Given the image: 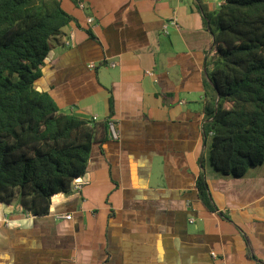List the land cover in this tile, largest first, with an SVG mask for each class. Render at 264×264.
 <instances>
[{"label": "crops", "instance_id": "1", "mask_svg": "<svg viewBox=\"0 0 264 264\" xmlns=\"http://www.w3.org/2000/svg\"><path fill=\"white\" fill-rule=\"evenodd\" d=\"M60 1L73 20L34 86L86 119L107 117L112 97L110 137L92 145L81 190L55 194L48 214L0 204V264H264L252 257L264 248V174L220 176L207 162L212 37L202 9L194 0ZM221 1L202 0L209 10ZM201 172L226 218L198 198Z\"/></svg>", "mask_w": 264, "mask_h": 264}, {"label": "trees", "instance_id": "2", "mask_svg": "<svg viewBox=\"0 0 264 264\" xmlns=\"http://www.w3.org/2000/svg\"><path fill=\"white\" fill-rule=\"evenodd\" d=\"M194 4L212 37L201 123L207 162L220 176L240 178L264 162V0H222L215 10ZM72 20L60 0H0V204L17 199L35 216L71 191L92 145L110 137L112 97L107 117L86 119L34 86L52 40ZM195 187L206 209L226 218L203 172ZM252 255L264 261V248Z\"/></svg>", "mask_w": 264, "mask_h": 264}, {"label": "built area", "instance_id": "3", "mask_svg": "<svg viewBox=\"0 0 264 264\" xmlns=\"http://www.w3.org/2000/svg\"><path fill=\"white\" fill-rule=\"evenodd\" d=\"M84 184V182L81 180L80 177L75 178L72 183H71V191H80L82 188V185ZM65 218H70L69 214L64 215ZM211 257L215 260L219 259V256L215 253V252H211ZM219 263L218 264H224L222 261L218 260Z\"/></svg>", "mask_w": 264, "mask_h": 264}, {"label": "rangeland", "instance_id": "4", "mask_svg": "<svg viewBox=\"0 0 264 264\" xmlns=\"http://www.w3.org/2000/svg\"><path fill=\"white\" fill-rule=\"evenodd\" d=\"M50 55H51V51H50V53H48V57H50ZM206 155H207V151H206ZM259 174L260 175L264 174V162L262 165H259L256 168L250 169L249 171H247L246 176L248 177V176L259 175ZM238 180H240V179H238Z\"/></svg>", "mask_w": 264, "mask_h": 264}, {"label": "water", "instance_id": "5", "mask_svg": "<svg viewBox=\"0 0 264 264\" xmlns=\"http://www.w3.org/2000/svg\"><path fill=\"white\" fill-rule=\"evenodd\" d=\"M252 257H253V255H252Z\"/></svg>", "mask_w": 264, "mask_h": 264}]
</instances>
